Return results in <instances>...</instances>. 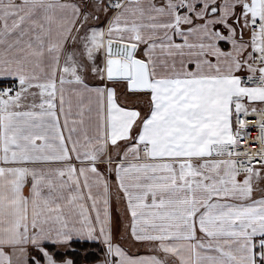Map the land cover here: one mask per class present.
<instances>
[{"label":"snow or ice","instance_id":"6c2138e0","mask_svg":"<svg viewBox=\"0 0 264 264\" xmlns=\"http://www.w3.org/2000/svg\"><path fill=\"white\" fill-rule=\"evenodd\" d=\"M0 264H264V0H0Z\"/></svg>","mask_w":264,"mask_h":264}]
</instances>
